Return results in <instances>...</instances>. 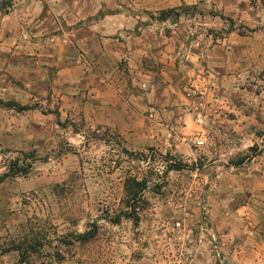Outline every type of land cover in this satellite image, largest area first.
<instances>
[{"label": "rangeland", "instance_id": "374dc122", "mask_svg": "<svg viewBox=\"0 0 264 264\" xmlns=\"http://www.w3.org/2000/svg\"><path fill=\"white\" fill-rule=\"evenodd\" d=\"M16 3L0 0L1 24L20 21ZM175 9L179 17L169 14L166 20L160 19L163 11L150 12L133 35L150 42L144 62L157 79L160 46L166 37L174 39L171 74L183 86V113L176 110L167 122L152 118L150 108L136 118L122 116L127 125L134 118L153 128L174 123L182 133L172 145L165 136L158 144L135 146L118 131L86 121L91 99L81 88L84 80L79 94L62 103L52 91L55 76L39 74L46 61L22 51L9 61L12 55L0 41V173L17 158L31 165L27 175L0 183V264H170L165 254L182 245L191 250L184 258L191 264H238L225 254L227 239L244 240L246 221L216 227L211 209L223 193L219 185L229 182V208L237 212L254 203L264 223L262 197L241 190L244 180L264 179V132H240L233 123L244 124L240 120L250 111L261 117L264 110V52L248 50L260 24L248 26L208 2ZM69 50L76 60L81 54L90 61L83 51ZM101 57L89 69L108 85L103 78L116 64ZM127 58L122 55L118 69L125 75ZM6 102L30 110L10 109ZM231 110L240 112V120ZM134 178L148 182L136 201L130 194L136 185L126 187ZM178 222L181 231L173 229ZM213 236L223 262L209 241H198Z\"/></svg>", "mask_w": 264, "mask_h": 264}, {"label": "crops", "instance_id": "0c3cea01", "mask_svg": "<svg viewBox=\"0 0 264 264\" xmlns=\"http://www.w3.org/2000/svg\"><path fill=\"white\" fill-rule=\"evenodd\" d=\"M120 1L18 0L15 6L20 12V21L14 25L12 20L3 21L2 24L0 20V41L3 40L2 45L12 55L9 61H16L20 51L34 60L46 61L42 64L47 63V66L40 68L45 72L39 74L42 77L55 76V81L51 84L52 91L62 103L66 101L68 105L73 95L79 94V81L84 80L81 88L88 90V97L91 99L86 121L118 131L135 146L142 145V141L158 144L165 136L166 144L169 142L172 145L179 140L178 135L182 133L179 126L172 122H161L163 124H157L153 128L144 122L141 123V118L137 121L135 118L142 112H147L149 108L150 116L159 118V121L172 119L176 110H179V114L183 113V104L180 102L184 100L183 86L181 80H175L172 75L176 67L174 55L171 53L175 49L174 39L166 37L160 46L162 50L156 58L160 67L157 79L144 62L149 55L150 42L143 38V35H133L142 29L137 23L146 19L150 12L159 13L181 5L195 6L208 2L216 10L242 20L248 26L260 24V28L254 31L248 50L250 53H263L264 0ZM46 47L47 51L44 50ZM72 47L87 54L90 61H82L81 54L80 57L78 54L76 60L75 55L69 52ZM125 54L128 55V75L119 73L121 70H118L121 57ZM101 56L116 64L110 66L112 72L107 70L106 77L103 78L109 82L108 85L100 84L96 75L91 74L89 69V64L104 60ZM8 66L10 69L11 65ZM195 84L199 87L200 82L196 81ZM59 85L61 88L57 89ZM78 102L80 98L72 104L77 105ZM223 111V114H227ZM231 111H234L240 120V112ZM250 113L252 114L240 120L244 124L233 122L236 130L247 132L255 128L264 132V110L261 117L253 111ZM125 114L135 117L129 125L125 123V117H122ZM220 128L224 129L222 126ZM178 149L186 151L180 146ZM219 189L223 193L217 196L216 204L212 205V223L218 227L222 225V221L223 224L226 222L229 225L232 221H246L243 227V233H246L244 240L227 239L228 243H231L229 252L225 253L228 260L238 261V264H264V223L260 221L259 210L254 203H250L251 207L234 212L228 204L234 186L229 182H222ZM241 190L253 192L255 197H262L264 200V179L244 180ZM247 223L253 226L249 227Z\"/></svg>", "mask_w": 264, "mask_h": 264}, {"label": "trees", "instance_id": "16d2710c", "mask_svg": "<svg viewBox=\"0 0 264 264\" xmlns=\"http://www.w3.org/2000/svg\"><path fill=\"white\" fill-rule=\"evenodd\" d=\"M169 14H174L176 15V17H179V12L176 9H171L169 11H163L162 13H160V19L161 20H166ZM4 106H6L7 108L10 109H17L20 110L21 112L23 111H28L30 110L29 107H22L20 104L16 103V102H6L4 103ZM172 167H176V166H172ZM31 169V165L30 164H24V162H22L21 160L14 159L12 161H10V164L7 168V171H5L4 173H0V183L5 182L8 179H12L15 178L17 176H22V175H27L29 173V170ZM132 183L136 185V190L135 188L130 187V194L133 192V198L132 201H136L137 198L141 197L144 190L147 188V180L146 179H142L139 180L138 178H134L133 180H129L127 182V189H128V184ZM139 221V220H138ZM138 223V222H136ZM82 238H85L84 235L81 236Z\"/></svg>", "mask_w": 264, "mask_h": 264}, {"label": "built area", "instance_id": "2783aa9c", "mask_svg": "<svg viewBox=\"0 0 264 264\" xmlns=\"http://www.w3.org/2000/svg\"><path fill=\"white\" fill-rule=\"evenodd\" d=\"M192 141V140H190ZM196 143V141H195ZM204 143V141H199L198 144L199 145H202ZM182 223L181 222H178L175 226H173V229H176L177 231H181L182 230ZM179 239H183V238H179ZM200 243H205V242H208L211 244L212 248H213V253L214 255L221 261L223 262L224 260V257H222V252H221V249L219 247V241L218 239H215V237L213 236V239H202V238H199L198 240ZM194 240L191 238L190 240V243H193ZM191 254V250L189 247H186V246H180L178 251L176 252H170V255L169 254H165V259L168 260V262L170 264H191L188 262V259H184L185 256L187 255H190Z\"/></svg>", "mask_w": 264, "mask_h": 264}]
</instances>
